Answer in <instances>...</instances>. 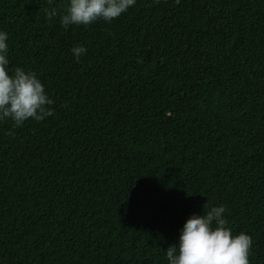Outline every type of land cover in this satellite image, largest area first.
Listing matches in <instances>:
<instances>
[{
  "label": "trees",
  "instance_id": "1",
  "mask_svg": "<svg viewBox=\"0 0 264 264\" xmlns=\"http://www.w3.org/2000/svg\"><path fill=\"white\" fill-rule=\"evenodd\" d=\"M65 2L0 0L9 69L54 101L0 122V264H167L206 202L264 264V0H136L64 28Z\"/></svg>",
  "mask_w": 264,
  "mask_h": 264
},
{
  "label": "clouds",
  "instance_id": "2",
  "mask_svg": "<svg viewBox=\"0 0 264 264\" xmlns=\"http://www.w3.org/2000/svg\"><path fill=\"white\" fill-rule=\"evenodd\" d=\"M136 0H66L59 21L62 27L83 25L97 20L111 22L126 12ZM49 17L57 16L52 8ZM9 34L0 29V122L11 120L12 128L26 120L42 121L53 114V99L32 70L19 66L9 69ZM78 62L87 49L80 44L70 49ZM9 134H12L9 131ZM225 206L203 205V213L190 215L179 229L176 243L164 250L167 264H249L252 246L245 231L236 234L227 226Z\"/></svg>",
  "mask_w": 264,
  "mask_h": 264
}]
</instances>
